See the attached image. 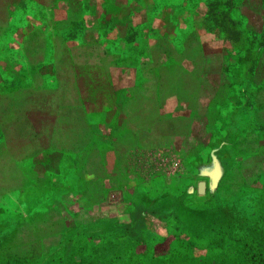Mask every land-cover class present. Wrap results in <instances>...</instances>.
Instances as JSON below:
<instances>
[{
    "label": "crops",
    "instance_id": "0c3cea01",
    "mask_svg": "<svg viewBox=\"0 0 264 264\" xmlns=\"http://www.w3.org/2000/svg\"><path fill=\"white\" fill-rule=\"evenodd\" d=\"M197 6L0 0V36L12 28L0 67L29 78L0 95L28 143L23 179L11 166L0 177V203L20 210L0 225V264H185L192 224L227 205L224 214L244 205L258 217L264 84L246 56L213 48L222 32ZM51 156L75 189L38 169Z\"/></svg>",
    "mask_w": 264,
    "mask_h": 264
},
{
    "label": "rangeland",
    "instance_id": "374dc122",
    "mask_svg": "<svg viewBox=\"0 0 264 264\" xmlns=\"http://www.w3.org/2000/svg\"><path fill=\"white\" fill-rule=\"evenodd\" d=\"M159 3L167 6L173 4L174 6H180L179 8L189 10H193L198 5L201 8L197 6L196 11H205L207 17L211 12L208 9L216 11L217 19L214 20L217 23L220 21L222 24H217L216 36L219 38L220 33L218 31H221L224 40L220 41L213 38L216 41L213 42L215 44L213 48L218 49V45L222 42L224 51L236 52L246 56L251 66L254 65V82L260 85L264 84V48L262 52H258L259 44L253 40L251 35L246 34L250 29L255 30L257 35L258 32L263 31L264 35V20L261 19L264 15V0H159ZM21 17L20 14L19 20L15 23L23 24ZM208 19L211 20V18ZM209 27L212 28L211 25ZM11 30L12 28L5 30L4 34L0 36V61H7L6 49H4L3 43L11 40ZM46 34L49 33L46 32ZM205 35L207 38L214 37L213 30H208ZM177 36L180 35L177 34ZM225 38L233 43L232 48L226 45ZM172 43H177V38L173 39ZM18 61L23 66V70L27 72L28 69L23 65V60L18 59ZM249 63H244V66L248 67ZM28 79L23 75L9 76L8 68L0 67V95H12L11 90L25 86L28 84L25 83ZM14 99L18 98L15 97ZM15 102L18 101L15 100ZM8 103L10 101L7 98L0 99V177L6 176L7 172L5 170L8 169V166H11L17 172L14 174L15 179L22 180L23 167L28 166L26 164L28 161H17V157L20 156L23 149L28 148V143L24 137L18 135V132L23 131L24 127L14 122L16 113L12 111L13 109L8 113L9 109L6 107ZM33 119L37 122L35 118ZM44 168L58 172V175L62 178V185L75 189L76 178L66 164L57 162V159L51 156L47 159L43 168L38 167L42 170ZM50 174V172L45 173L46 176ZM96 174L103 175L102 171ZM27 175L33 177L35 173L29 172ZM117 196V192H112L109 198L113 201ZM226 208H228V205L220 208L222 209V215L220 216L216 212L208 215V219L204 221L205 227L197 228L195 224H192L196 228L189 238L192 245L189 252L190 258L186 260L185 264H264V205L254 206V214L259 213L258 217L254 219L247 216L250 213L248 206L229 207L232 212L224 214L225 211L229 212V210H225ZM211 216L214 220L210 221ZM17 217H20L19 207L13 206L10 201L0 203V225H12L14 224L12 220L18 222ZM14 244H17V242H14ZM124 244L128 245V242ZM22 249L21 245H15L13 248H9V252L15 253ZM3 252L7 253L6 251Z\"/></svg>",
    "mask_w": 264,
    "mask_h": 264
},
{
    "label": "trees",
    "instance_id": "16d2710c",
    "mask_svg": "<svg viewBox=\"0 0 264 264\" xmlns=\"http://www.w3.org/2000/svg\"><path fill=\"white\" fill-rule=\"evenodd\" d=\"M208 10H210L211 12L209 13V15H208V18H211V20L213 21V22H215L216 23V25L218 24V25H220L221 23H220V21H219V23H217L214 19H217L216 18V11H213V10H211V9H208ZM240 14V13H239ZM241 16H244V15H242V13L240 14ZM215 16V17H214ZM262 20H264V15H263V18H261ZM264 23V22H263ZM222 25V24H221ZM263 32V31H262ZM261 31L260 32H258L259 34L257 35L256 33H255V30H250V29H248V31H247V33L246 34H248V35H251V37L253 38V40L254 41H257V43L259 44V51L258 52H262V49L264 48V35H263V33H262ZM258 37V38H257ZM256 61V60H255ZM254 69V65L252 64V66L250 65V71H252Z\"/></svg>",
    "mask_w": 264,
    "mask_h": 264
},
{
    "label": "water",
    "instance_id": "95a60500",
    "mask_svg": "<svg viewBox=\"0 0 264 264\" xmlns=\"http://www.w3.org/2000/svg\"><path fill=\"white\" fill-rule=\"evenodd\" d=\"M197 194H202L204 192V183L203 181H199L196 186Z\"/></svg>",
    "mask_w": 264,
    "mask_h": 264
}]
</instances>
